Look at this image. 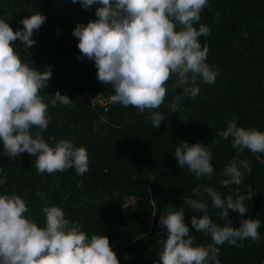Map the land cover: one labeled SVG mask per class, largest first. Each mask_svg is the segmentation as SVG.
Instances as JSON below:
<instances>
[{
	"label": "trees",
	"instance_id": "1",
	"mask_svg": "<svg viewBox=\"0 0 264 264\" xmlns=\"http://www.w3.org/2000/svg\"><path fill=\"white\" fill-rule=\"evenodd\" d=\"M98 7L94 4L85 10L71 0H0V19L13 31L22 29L21 19L37 12L46 17L40 29L34 30V46L25 48L19 40L12 46L21 61L36 71L43 73L50 66L48 87L40 91L49 104L51 117L46 132L56 141L68 140L76 147H85L89 160V171L84 175H77L74 168L37 174L35 156L22 153L10 160L0 155V178L6 177L7 181L0 186V194L25 198L29 212L24 215L44 227L40 209L45 204L36 195L37 191L44 192L50 202L47 206L60 207L70 225L78 223L89 236L107 237L119 264H160L157 241L166 234L158 219L166 209L184 207V223L194 238L193 246L206 247L212 243L211 238L197 232L190 223L193 215L199 218L202 213L188 210L184 199L205 200L212 221L223 226L225 220L210 207L204 189L211 187L221 193L222 199L228 195L235 199L247 195L251 187L255 195L245 201L248 212L241 217L230 211L227 219L234 228L239 227L240 219H259L261 239H245L243 247L227 243L218 246V259L221 264H264V154L253 155L244 149L238 155L231 146V137L225 140L216 135L232 119L239 127L264 132V0H207L194 27L203 24L210 29L208 36L198 39L202 47H209L205 63L218 71L215 83L204 84L198 77L200 94L191 98L183 94V86L172 90L176 82L173 75L165 85L168 91L163 104L153 110L164 116L158 128L146 119L148 110L138 114L133 107L111 103V85L97 80L94 61L79 52L72 30L77 24L98 19ZM57 91L72 103L65 106L57 102L52 107L51 95ZM97 94L105 96L108 104L106 111L98 109L95 114L88 97ZM177 95L183 98L172 113L169 104ZM31 131L35 137L39 129ZM44 140L50 147L55 146L48 137ZM185 141L203 144L212 152V176L196 177L186 166L178 167L174 151ZM234 158L248 160L251 172L245 173L241 185L224 187L220 183L227 178L223 169ZM197 186L201 195L194 196L191 190ZM129 197L135 201L127 204L124 199Z\"/></svg>",
	"mask_w": 264,
	"mask_h": 264
},
{
	"label": "clouds",
	"instance_id": "2",
	"mask_svg": "<svg viewBox=\"0 0 264 264\" xmlns=\"http://www.w3.org/2000/svg\"><path fill=\"white\" fill-rule=\"evenodd\" d=\"M77 2L85 10L94 4L100 5L95 10L98 19L86 25L77 24L72 35L78 40L82 56L94 61L97 80L111 85L114 91L111 103L133 107L138 114L148 110L150 115L146 119L158 128L164 116L153 110L163 104L168 91L165 85L173 75L176 82L172 90L183 86V94L191 98L200 94L196 86L198 77L204 84L215 83L218 71L205 63L209 47L206 44L202 47L198 39L208 36L210 29L203 24L198 29L194 27L207 0H71L72 4ZM45 22L46 17L37 12L21 19L22 29L13 31L0 19V142L3 143L0 155L10 160L22 153L35 156L33 167L37 174L74 168L77 175H84L89 171L85 147H76L68 140L56 141L55 137H52L55 146L50 147L42 139L51 117L49 104L44 102L40 91L48 87L47 81L52 75L50 66L43 73L36 71L21 61L12 46L17 40L25 48L34 46V30H39ZM76 59L80 60L81 56ZM51 97L52 107L57 102L65 106L72 103L59 91ZM182 98L175 96L169 104L170 112H176ZM33 128L39 129L35 137ZM216 135L225 140L231 137V146L238 155L244 149L253 155L264 154V132L239 127L236 119L229 120L226 129ZM174 157L178 167L186 166L196 177L213 174V154L203 144L180 142ZM246 172H251L249 161L234 158L223 169L227 178L220 183L224 187L239 186ZM6 182V177L0 178V186ZM191 191L194 196L201 195L199 186ZM204 192L210 207L218 210L225 224L220 226L212 221L209 203L205 200L184 199L188 210L202 213L199 218L191 217L192 228L212 241L206 247H194V238L184 223L185 208L166 209L158 219L161 231L166 234V238L157 241L160 264H221L218 246L227 243L243 247L242 242L249 238L260 241L259 219H240L237 228L231 227L232 221L227 219L230 211L241 217L248 212L245 201L255 195L251 187L247 195H237L235 199L231 195L222 199L221 193L211 187ZM36 195L45 204L40 209L44 227L24 215L29 212L25 198L0 194V264H119L107 237L89 236L78 223L70 225L60 207L47 206L50 202L46 193L37 191Z\"/></svg>",
	"mask_w": 264,
	"mask_h": 264
},
{
	"label": "built area",
	"instance_id": "3",
	"mask_svg": "<svg viewBox=\"0 0 264 264\" xmlns=\"http://www.w3.org/2000/svg\"><path fill=\"white\" fill-rule=\"evenodd\" d=\"M85 96V95H83ZM89 103H90V109L91 111H93L95 114L97 113L98 109H102V111H106V105L108 104V102L106 101V97L101 95V94H97L95 96L92 97H88ZM133 201H135L134 199H130L126 200L124 199V202L128 203H132Z\"/></svg>",
	"mask_w": 264,
	"mask_h": 264
},
{
	"label": "water",
	"instance_id": "4",
	"mask_svg": "<svg viewBox=\"0 0 264 264\" xmlns=\"http://www.w3.org/2000/svg\"><path fill=\"white\" fill-rule=\"evenodd\" d=\"M45 137H48L50 142L52 140V134L50 132H45L43 135H42V139L44 140ZM31 157V156H30Z\"/></svg>",
	"mask_w": 264,
	"mask_h": 264
}]
</instances>
